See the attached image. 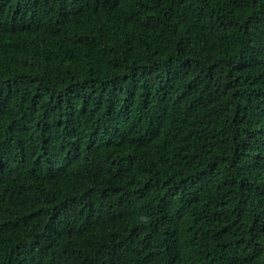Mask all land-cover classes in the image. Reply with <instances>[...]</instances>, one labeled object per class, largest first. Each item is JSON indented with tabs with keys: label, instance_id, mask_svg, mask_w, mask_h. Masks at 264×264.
Segmentation results:
<instances>
[{
	"label": "trees",
	"instance_id": "1",
	"mask_svg": "<svg viewBox=\"0 0 264 264\" xmlns=\"http://www.w3.org/2000/svg\"><path fill=\"white\" fill-rule=\"evenodd\" d=\"M0 264H264V0H0Z\"/></svg>",
	"mask_w": 264,
	"mask_h": 264
},
{
	"label": "clouds",
	"instance_id": "2",
	"mask_svg": "<svg viewBox=\"0 0 264 264\" xmlns=\"http://www.w3.org/2000/svg\"><path fill=\"white\" fill-rule=\"evenodd\" d=\"M2 236V235H1ZM4 238V237H3Z\"/></svg>",
	"mask_w": 264,
	"mask_h": 264
}]
</instances>
